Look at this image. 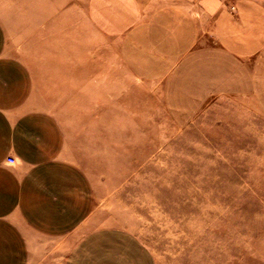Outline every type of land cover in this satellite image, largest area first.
<instances>
[{
  "label": "crops",
  "instance_id": "1",
  "mask_svg": "<svg viewBox=\"0 0 264 264\" xmlns=\"http://www.w3.org/2000/svg\"><path fill=\"white\" fill-rule=\"evenodd\" d=\"M108 105L264 138V0H0V264H150L96 221Z\"/></svg>",
  "mask_w": 264,
  "mask_h": 264
},
{
  "label": "rangeland",
  "instance_id": "2",
  "mask_svg": "<svg viewBox=\"0 0 264 264\" xmlns=\"http://www.w3.org/2000/svg\"><path fill=\"white\" fill-rule=\"evenodd\" d=\"M107 117L97 222L132 232L150 264H264L258 130L233 122L211 130L209 119L179 123L159 109L148 121H125L108 105Z\"/></svg>",
  "mask_w": 264,
  "mask_h": 264
},
{
  "label": "built area",
  "instance_id": "3",
  "mask_svg": "<svg viewBox=\"0 0 264 264\" xmlns=\"http://www.w3.org/2000/svg\"><path fill=\"white\" fill-rule=\"evenodd\" d=\"M8 161H9L10 163H12V162H13V159H9Z\"/></svg>",
  "mask_w": 264,
  "mask_h": 264
}]
</instances>
